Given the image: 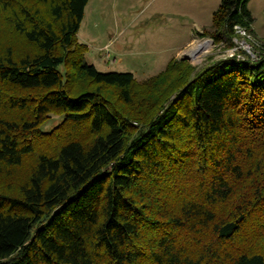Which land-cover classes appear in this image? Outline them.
<instances>
[{
	"label": "trees",
	"instance_id": "1",
	"mask_svg": "<svg viewBox=\"0 0 264 264\" xmlns=\"http://www.w3.org/2000/svg\"><path fill=\"white\" fill-rule=\"evenodd\" d=\"M88 1L0 0V264H264V53L102 73ZM253 21L220 0L209 35Z\"/></svg>",
	"mask_w": 264,
	"mask_h": 264
},
{
	"label": "rangeland",
	"instance_id": "2",
	"mask_svg": "<svg viewBox=\"0 0 264 264\" xmlns=\"http://www.w3.org/2000/svg\"><path fill=\"white\" fill-rule=\"evenodd\" d=\"M219 4L220 0H89L77 38L88 47L86 63L97 71L128 72L137 81L163 71L171 59L187 60L194 73L220 59L241 58L243 52L256 60L264 53V0H248L254 34L237 32L231 46L214 43L209 35ZM102 90L111 94L110 87ZM62 118L49 113L41 129L56 128Z\"/></svg>",
	"mask_w": 264,
	"mask_h": 264
},
{
	"label": "built area",
	"instance_id": "3",
	"mask_svg": "<svg viewBox=\"0 0 264 264\" xmlns=\"http://www.w3.org/2000/svg\"><path fill=\"white\" fill-rule=\"evenodd\" d=\"M237 32H242V33H244L243 31H240V30H237ZM247 47V51L249 52L250 51V49H248V46H246ZM252 55V54H251ZM252 56H255V55H252Z\"/></svg>",
	"mask_w": 264,
	"mask_h": 264
},
{
	"label": "bare ground",
	"instance_id": "4",
	"mask_svg": "<svg viewBox=\"0 0 264 264\" xmlns=\"http://www.w3.org/2000/svg\"><path fill=\"white\" fill-rule=\"evenodd\" d=\"M202 46V45H201ZM198 51V49H196L194 52H197ZM197 56V54L195 55V57ZM188 57V56H187Z\"/></svg>",
	"mask_w": 264,
	"mask_h": 264
},
{
	"label": "water",
	"instance_id": "5",
	"mask_svg": "<svg viewBox=\"0 0 264 264\" xmlns=\"http://www.w3.org/2000/svg\"><path fill=\"white\" fill-rule=\"evenodd\" d=\"M187 57V56H186ZM187 58H189V57H187Z\"/></svg>",
	"mask_w": 264,
	"mask_h": 264
}]
</instances>
